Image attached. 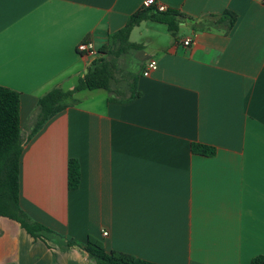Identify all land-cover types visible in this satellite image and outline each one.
Returning a JSON list of instances; mask_svg holds the SVG:
<instances>
[{
	"label": "crops",
	"instance_id": "1",
	"mask_svg": "<svg viewBox=\"0 0 264 264\" xmlns=\"http://www.w3.org/2000/svg\"><path fill=\"white\" fill-rule=\"evenodd\" d=\"M155 1L184 15L177 37L141 22L130 34L142 45L135 70L121 55L110 90L78 92L29 137L40 97L73 89L99 55L79 43L99 49L147 0H0V85L21 100L20 204L51 230L36 238L0 216V264H93L68 245L89 236L155 264L264 255V0ZM226 10L237 14L230 29L190 20ZM70 159L81 168L75 189Z\"/></svg>",
	"mask_w": 264,
	"mask_h": 264
},
{
	"label": "trees",
	"instance_id": "2",
	"mask_svg": "<svg viewBox=\"0 0 264 264\" xmlns=\"http://www.w3.org/2000/svg\"><path fill=\"white\" fill-rule=\"evenodd\" d=\"M185 18L182 13L168 9L159 11L156 7H143L131 14L124 27L112 33L109 41L98 49L99 55L88 66L86 74L80 78L73 89L55 87L40 97L38 119L29 137H32L51 117L75 104L76 94L84 89H111V83L119 72V58L131 49L142 47L130 40L134 27L145 20H153L167 26L172 36L177 37L180 22ZM237 14L226 10L221 15L207 16L195 22L197 29H210L221 25L228 29L236 22ZM20 93L0 85V216L18 221L28 233L36 238L46 236L49 228L35 221L20 204V162L24 140L21 132ZM193 149L202 154H213L215 150L195 143ZM81 180V168L76 159L69 160V188L75 189ZM69 246H79L85 250L95 264H155L130 254L107 250L104 243L89 236L84 243L69 240ZM250 264H264V255L256 256Z\"/></svg>",
	"mask_w": 264,
	"mask_h": 264
},
{
	"label": "built area",
	"instance_id": "3",
	"mask_svg": "<svg viewBox=\"0 0 264 264\" xmlns=\"http://www.w3.org/2000/svg\"><path fill=\"white\" fill-rule=\"evenodd\" d=\"M147 6H154L157 8L159 11H167L168 8L161 3H157L155 0H147L146 2ZM194 41L193 37H188L185 40H183V44L185 46H190ZM78 51L79 53L91 55V56H96L98 54V49L95 46L94 42L90 39L84 40L78 45ZM158 68V65L156 62H150L145 70L143 71V74L145 76H148L151 74V72L155 71ZM105 235H107V232H104Z\"/></svg>",
	"mask_w": 264,
	"mask_h": 264
},
{
	"label": "rangeland",
	"instance_id": "4",
	"mask_svg": "<svg viewBox=\"0 0 264 264\" xmlns=\"http://www.w3.org/2000/svg\"><path fill=\"white\" fill-rule=\"evenodd\" d=\"M139 36H140V34H139ZM167 36V35H166ZM135 39L134 40H137L136 39V35H135V37H134ZM133 50H135V49H132V50H130L129 52H128V54L132 57L131 58V62H129L128 63V65H127V72H129V71H134L135 70V68H134V61H135V56H134V54L132 53L133 52ZM135 53V52H134ZM129 56V57H130ZM123 65V64H122ZM88 92H90L89 90H86L85 89V91H82V92H80V94L78 95V96H84L85 94H87ZM97 92V91H96ZM100 92H102V91H100ZM113 95H115V96H122V95H124L122 92H118V91H115L114 93H113ZM90 261H93L92 259H90ZM93 264H95V262L93 261Z\"/></svg>",
	"mask_w": 264,
	"mask_h": 264
}]
</instances>
